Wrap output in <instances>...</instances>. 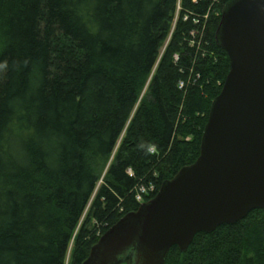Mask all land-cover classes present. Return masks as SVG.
I'll return each mask as SVG.
<instances>
[{"label":"trees","instance_id":"obj_1","mask_svg":"<svg viewBox=\"0 0 264 264\" xmlns=\"http://www.w3.org/2000/svg\"><path fill=\"white\" fill-rule=\"evenodd\" d=\"M229 1L0 0V264H65L90 204L83 264L138 187L155 185L149 201L196 161L230 70L215 43ZM259 214L165 264H264Z\"/></svg>","mask_w":264,"mask_h":264},{"label":"water","instance_id":"obj_2","mask_svg":"<svg viewBox=\"0 0 264 264\" xmlns=\"http://www.w3.org/2000/svg\"><path fill=\"white\" fill-rule=\"evenodd\" d=\"M215 43L230 70L212 101L196 161L125 214L83 264H165L199 233L264 210V0H230Z\"/></svg>","mask_w":264,"mask_h":264},{"label":"rangeland","instance_id":"obj_3","mask_svg":"<svg viewBox=\"0 0 264 264\" xmlns=\"http://www.w3.org/2000/svg\"><path fill=\"white\" fill-rule=\"evenodd\" d=\"M179 12H180V6L178 5V7H177V14H176V17L178 16V13H179ZM174 26H175V25H173V28H174ZM173 28H172V29H173ZM164 50H165V49L162 50L161 55H160V58L162 57ZM175 56H178V57H179V55H175ZM175 56H174V60H175ZM159 60H160V59H159ZM156 69H157V67H156ZM153 73H154V72H153ZM145 92H146V88H145V90L143 91L142 96L144 95ZM104 175H105V172L103 173V175H102V177H101V180H100L98 186H99L100 184H102L103 179H104ZM92 199H93V198H92ZM89 210H90V204L88 205L87 209L85 210V212H84V214H83V216H82V218H81V220H80V223H79V225H78V227H77V230H76V232H75L74 235H73V238H72V240H71V243H70V245H69L68 252H67V255H66L65 264H71V258H72L73 247H74V240H75V238H76V235H77L79 229H80L81 227H83L84 225L87 224V216H88V212H89ZM259 216H264V215L259 214ZM87 225H88V226H91V223H88Z\"/></svg>","mask_w":264,"mask_h":264},{"label":"built area","instance_id":"obj_4","mask_svg":"<svg viewBox=\"0 0 264 264\" xmlns=\"http://www.w3.org/2000/svg\"><path fill=\"white\" fill-rule=\"evenodd\" d=\"M184 20H188V17L185 16ZM194 22H196V20H194ZM191 45H194V43H191ZM179 57L175 56V61H178ZM183 84L181 83V86ZM153 191H155V185L150 184L149 186H140L137 188L136 193H135V201L139 204V206L143 203H145L146 200V196L149 195L150 193H152Z\"/></svg>","mask_w":264,"mask_h":264}]
</instances>
